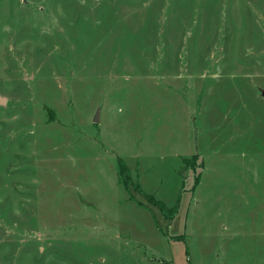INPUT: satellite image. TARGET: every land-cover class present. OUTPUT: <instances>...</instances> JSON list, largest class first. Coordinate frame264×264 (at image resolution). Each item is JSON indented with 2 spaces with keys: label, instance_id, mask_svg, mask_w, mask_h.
<instances>
[{
  "label": "rangeland",
  "instance_id": "374dc122",
  "mask_svg": "<svg viewBox=\"0 0 264 264\" xmlns=\"http://www.w3.org/2000/svg\"><path fill=\"white\" fill-rule=\"evenodd\" d=\"M235 4L250 46L226 0H0V264H264V0ZM199 32L236 86L166 64Z\"/></svg>",
  "mask_w": 264,
  "mask_h": 264
},
{
  "label": "crops",
  "instance_id": "0c3cea01",
  "mask_svg": "<svg viewBox=\"0 0 264 264\" xmlns=\"http://www.w3.org/2000/svg\"><path fill=\"white\" fill-rule=\"evenodd\" d=\"M226 3L229 6V11H228V15H227V22H225L224 26L225 27L227 26L228 29L232 31V33L234 32V29L235 28H240V29L245 28L246 29V32H247L246 33L245 43H247V46H250V44H254L253 42H251L250 30L253 29L256 25L253 24L254 25L253 26V25H251V22H249V20H251V17L248 15V18H247V16H246V20L243 23L242 22V19L244 17V14H247L245 12V10H243L242 8L236 6V4H235L236 3V0H226ZM261 9H262V7H261ZM219 11L220 10L213 11L214 18H213V22L211 23V25L210 24H206V25L204 24V26H203L201 23H199V20L200 19L197 18L196 21L198 23L195 24V26H198L197 29L201 30V32H203L204 30H206L210 26H212L216 30L221 29L220 28L221 27L220 26V22L218 23V20L220 19V14L217 13V12H219ZM196 14H197L198 17L201 16V13L199 11H197L195 13V15ZM193 23H195V22H193ZM185 31H186V29L185 30H182L179 39H183L182 36L184 35ZM201 32L198 33V37H199L198 40H196V41H192L191 40L188 47L185 45V42H183V41L180 42L181 43V46L179 44L178 45L175 44L173 42L174 41V38L171 41V38H168V33H167L166 36L164 37V40H162V43L160 44V47L158 49L163 50L164 48H167V47H173V49L176 48L177 50L178 49H182V53L180 55L182 58H180L178 56V58H180L181 60L169 61L166 64H170V65L172 64V66L174 67V71L178 70L180 73L186 74V78L189 79V81H190L191 77H193V74H192V71L191 70L198 69L197 70L198 73H200L201 70H203L202 73L203 72H206L208 74L209 68H208V65L207 64L214 61V64L213 65L215 67L213 68V67L210 66V69L211 68H213L214 70L216 69L215 70L216 71V74H218V73L220 74V73H224V68L226 67V71L225 72H227V76H230L231 77V75H232L233 84L236 86L237 84L235 83V80L234 79L236 77H240V75H241V73H239L240 71L237 70L238 73H235L236 72V68H233L231 70L230 69L231 68V65L230 64H228L227 66H221V64L219 63L221 61L222 56L225 54L224 51L225 50H229L228 48L230 47L229 45L232 44L231 43L232 41L229 42L230 43L229 45L228 44H224L223 45V44H221V40H222L221 39V36H219V44L220 45H219V49H218V54H216V56H215L216 58H213V60H211L212 59L211 57L213 56V53L212 52H210V54H205L204 56L200 57V54L197 55L198 50L201 49V48H203V46H206V44H202V37L200 35ZM171 42L174 44V46L171 45ZM238 45L239 44L237 43L236 46H238ZM192 49H194V50L192 51ZM158 60H159V62H161L162 57L160 56ZM159 62H157V63H159ZM153 63L156 66V62H153ZM222 63H223V65H225L223 61H222ZM193 64H195V66H193ZM196 64H201L203 66H200L199 67ZM183 67H184V71L186 73L183 72V71H181ZM243 75H248L249 76V75H251V73L250 74L249 73L248 74H243Z\"/></svg>",
  "mask_w": 264,
  "mask_h": 264
},
{
  "label": "trees",
  "instance_id": "16d2710c",
  "mask_svg": "<svg viewBox=\"0 0 264 264\" xmlns=\"http://www.w3.org/2000/svg\"><path fill=\"white\" fill-rule=\"evenodd\" d=\"M120 173L122 174V170H121V169H119V175H120V177H121L120 182L123 183L126 187H128L129 184H130V182H127L126 179H122V175H121ZM155 202H156L159 206H161V207L163 206V204L160 203L159 201L156 200Z\"/></svg>",
  "mask_w": 264,
  "mask_h": 264
},
{
  "label": "water",
  "instance_id": "95a60500",
  "mask_svg": "<svg viewBox=\"0 0 264 264\" xmlns=\"http://www.w3.org/2000/svg\"><path fill=\"white\" fill-rule=\"evenodd\" d=\"M4 102V98L0 97V103L2 104ZM98 115H99V111L97 110L94 118H93V122H97L98 121Z\"/></svg>",
  "mask_w": 264,
  "mask_h": 264
}]
</instances>
